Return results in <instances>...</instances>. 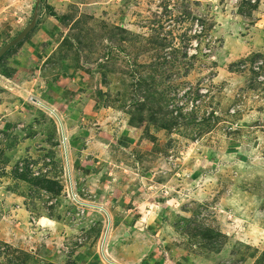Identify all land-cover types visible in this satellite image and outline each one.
<instances>
[{
	"label": "rangeland",
	"instance_id": "1",
	"mask_svg": "<svg viewBox=\"0 0 264 264\" xmlns=\"http://www.w3.org/2000/svg\"><path fill=\"white\" fill-rule=\"evenodd\" d=\"M8 43L0 264H264V0H0Z\"/></svg>",
	"mask_w": 264,
	"mask_h": 264
},
{
	"label": "bare ground",
	"instance_id": "2",
	"mask_svg": "<svg viewBox=\"0 0 264 264\" xmlns=\"http://www.w3.org/2000/svg\"><path fill=\"white\" fill-rule=\"evenodd\" d=\"M37 105H39L40 107H42V108H44V109H46V110H48L50 113H51V115H55V113H54V111L51 109V108H49L47 105H45V104H43L42 102H40V101H36L35 102ZM58 121V120H57ZM62 129L64 130V128L62 127ZM59 132H62L63 134H62V137H64L63 139H64V141H62V137H60L61 138V145H62V150L64 149V147H65V149H66V144H65V133H64V131H61L60 129H59ZM61 134V133H60ZM64 152V151H63ZM63 154H65V153H63ZM66 157H67V153H66ZM68 165V164H67ZM66 167V166H65ZM69 167V166H68ZM69 178V177H68ZM70 179H71V177H70ZM70 187H69V189H71V187H72V182H70V185H69ZM73 188V187H72ZM73 191V190H72ZM71 191V192H72ZM76 199V202H78L79 204H83V205H88L89 206V204L88 203H86V202H82V201H80V200H78L77 198H75ZM75 201V200H74ZM94 205V204H93ZM96 208L97 209H99V206L97 205L96 206ZM104 209V208H103ZM99 210H101V209H99ZM105 210V209H104ZM102 211V210H101ZM106 211V210H105ZM103 213H104V211H102ZM107 212V211H106ZM105 214V213H104ZM108 214V213H107ZM106 216V215H105ZM109 219V218H108ZM109 228H110V220L109 221H107L106 222V224H105V227H104V230H103V233H102V236H101V239H100V241H99V250L101 249L102 251L104 250V246H105V242H106V240H107V238H108V235H109ZM101 257L103 258V260L105 261V262H107L108 264H118L117 262H115V261H113L112 259H110L108 256H107V254L105 253V252H102L101 253Z\"/></svg>",
	"mask_w": 264,
	"mask_h": 264
},
{
	"label": "water",
	"instance_id": "3",
	"mask_svg": "<svg viewBox=\"0 0 264 264\" xmlns=\"http://www.w3.org/2000/svg\"><path fill=\"white\" fill-rule=\"evenodd\" d=\"M9 45H10V43H8V44L4 45L3 47H1V48H0V54H1L3 51H5L6 48H8ZM58 123H59V129H60L61 131H63L61 122L58 121ZM62 134H63V133L61 132V135H62ZM63 138H64V137H62V141H64ZM64 153H65V160H66V163H67V157H66V149H65V147H64ZM99 209H101L102 211H104V213H105V215H106V217H107V221H109L110 219H108L109 216H108L107 212H106L102 207H100V206H99Z\"/></svg>",
	"mask_w": 264,
	"mask_h": 264
},
{
	"label": "built area",
	"instance_id": "4",
	"mask_svg": "<svg viewBox=\"0 0 264 264\" xmlns=\"http://www.w3.org/2000/svg\"><path fill=\"white\" fill-rule=\"evenodd\" d=\"M72 197L74 198V195L72 194Z\"/></svg>",
	"mask_w": 264,
	"mask_h": 264
}]
</instances>
